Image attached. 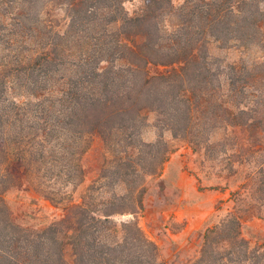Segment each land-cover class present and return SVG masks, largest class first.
<instances>
[{"label": "trees", "instance_id": "trees-1", "mask_svg": "<svg viewBox=\"0 0 264 264\" xmlns=\"http://www.w3.org/2000/svg\"><path fill=\"white\" fill-rule=\"evenodd\" d=\"M262 106L264 0H142L133 13L124 0H0V264H168L136 220L145 177L171 152L163 132L230 155L228 130L264 131ZM150 113L157 134L145 140ZM95 138L105 156L74 199L67 186L83 181ZM22 183L61 215L27 224L5 198ZM190 264H264V250L233 209L204 229Z\"/></svg>", "mask_w": 264, "mask_h": 264}, {"label": "rangeland", "instance_id": "rangeland-1", "mask_svg": "<svg viewBox=\"0 0 264 264\" xmlns=\"http://www.w3.org/2000/svg\"><path fill=\"white\" fill-rule=\"evenodd\" d=\"M182 1L172 0L174 5ZM141 4L142 0H124L129 13L138 10ZM258 54L252 51L248 56L253 58ZM228 57L238 59L236 53ZM167 69L162 65L149 66L152 74L165 73ZM251 93L253 105L258 108V102L256 105L254 101L259 94ZM262 108L259 112L264 124V106ZM155 122L156 115L148 114L149 125L143 133L145 140L156 138ZM261 128H230L227 133L233 136L235 151L217 158L206 156L202 150L194 151L187 141L173 138L169 131L163 132L171 152L160 173L145 177L143 209L136 216L141 229L158 245L159 259L168 264H190L199 253L204 229L218 223L233 209L241 215L244 238L259 251L264 250V200L256 190L257 180L263 174L258 170L264 169V131H260ZM222 135L220 131L215 138ZM104 156L102 141L95 138L82 157L86 171L83 181L76 188L67 186L74 199H79L85 187L97 177ZM229 162L235 173L228 169ZM5 198L11 208L25 216V222L35 228H42L61 215L59 208L37 191L26 189L24 183L9 190ZM114 218L120 221L132 216ZM65 255L72 260L70 249H66Z\"/></svg>", "mask_w": 264, "mask_h": 264}, {"label": "crops", "instance_id": "crops-1", "mask_svg": "<svg viewBox=\"0 0 264 264\" xmlns=\"http://www.w3.org/2000/svg\"><path fill=\"white\" fill-rule=\"evenodd\" d=\"M175 185H177V186L179 185L180 187L182 186V184H175ZM198 193H199V192H198Z\"/></svg>", "mask_w": 264, "mask_h": 264}]
</instances>
